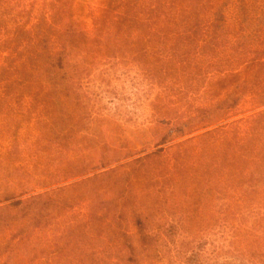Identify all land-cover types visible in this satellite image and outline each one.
I'll return each instance as SVG.
<instances>
[{
  "label": "rangeland",
  "instance_id": "1",
  "mask_svg": "<svg viewBox=\"0 0 264 264\" xmlns=\"http://www.w3.org/2000/svg\"><path fill=\"white\" fill-rule=\"evenodd\" d=\"M56 1L0 11L78 27L50 80L0 44V264H264V0H177L199 26L124 59L119 0Z\"/></svg>",
  "mask_w": 264,
  "mask_h": 264
},
{
  "label": "trees",
  "instance_id": "2",
  "mask_svg": "<svg viewBox=\"0 0 264 264\" xmlns=\"http://www.w3.org/2000/svg\"><path fill=\"white\" fill-rule=\"evenodd\" d=\"M6 1L7 0H0V11L6 9ZM63 1L66 2V0H57L51 3L52 5H58ZM188 1L193 7L195 6V0H187V2ZM44 4H46V2H44ZM119 5L121 6V13H117V17L114 18L118 26H115L112 30H108V33L107 30L104 32L103 28H101L93 37L94 42L103 44V42L106 41L111 45V52L105 54L104 58L106 59H116L118 57H123L122 59L125 58V55L120 49L123 43L120 44L118 50H116V47L123 39H128L130 44L141 42L144 45H151L156 41L167 42L173 40L174 37L182 40L188 38L184 29L173 30L174 27L177 26H164V23L167 24L166 22H171L174 25L179 24V26L183 23L190 24L189 16L184 14L183 9H181L182 6L178 4L177 0H119ZM39 21L42 23L43 19H39ZM131 22H134V24L132 23L134 26L126 25ZM215 22H217V20H213L211 25ZM189 26H199V24H190ZM13 27L17 28V26ZM77 28L76 26H25L23 28L25 31H22L19 37L16 33L18 29H15L16 32L11 35H8L5 30L0 29V44H5L7 47L9 46L4 52L7 54V58H14V61H16L12 66L13 70L7 69L6 72L8 74H14L18 71L20 64L29 63L32 65L30 61H33L36 64L40 63V65L43 63V65H41L42 71L47 76V80H50L54 66H58L60 71H64L65 65H69L70 56L76 52L74 46L65 41L69 40V37H77ZM48 30H52L50 37L48 36ZM187 31L189 33V31L194 30ZM54 32L56 33L55 37ZM80 34L85 35L87 31L80 28ZM59 35H61L65 41H58L56 38ZM211 41L212 39H210V36H207L204 40L206 43ZM45 61L47 62L46 64ZM43 68H45V70H43ZM35 74L38 73L36 72ZM18 84H22V82ZM4 86L3 88L5 90L6 85ZM52 90L53 88H49L44 95H51ZM52 93L53 95L56 93L59 94L56 89H54ZM42 99V103L50 101L45 97H42ZM53 99L55 100L54 97ZM261 145L264 146V141H262ZM129 243L128 241L124 246L125 248L128 246L129 248L127 249H129V253L133 254L134 252L131 251L133 246ZM128 259L132 261V257H129V255Z\"/></svg>",
  "mask_w": 264,
  "mask_h": 264
}]
</instances>
